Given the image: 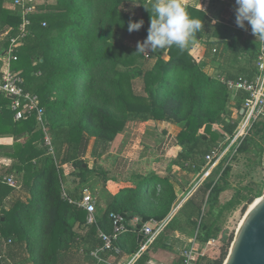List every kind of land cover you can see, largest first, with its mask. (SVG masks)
Instances as JSON below:
<instances>
[{
	"label": "trees",
	"instance_id": "16d2710c",
	"mask_svg": "<svg viewBox=\"0 0 264 264\" xmlns=\"http://www.w3.org/2000/svg\"><path fill=\"white\" fill-rule=\"evenodd\" d=\"M11 1L0 0V28L6 32L4 44L7 49L22 23L18 11L8 8ZM54 1L39 6L38 12L31 17L30 34L19 48L11 70L24 78L26 91L40 97L45 110V126L55 133L56 159L46 146V133L38 129L36 118L16 121L10 108L11 100L0 96V135L32 134L24 144L15 145L13 159L17 164L5 174L7 177L14 175L20 188L12 189L3 182L4 178H0V264H60L62 249H71L84 232L82 226L88 222L86 212L63 198L58 171V167L68 161V157H60V152L65 146H71L73 139L80 138L81 141L86 135L113 140L129 122H168L182 128L177 136L181 152L170 169L177 166L201 175L208 169L206 156L217 146V141L224 139L221 149L227 147L238 126L234 116H238L247 99L244 93H231L205 72L206 63L197 62L187 49L181 50L175 45L153 53L155 63L147 67L146 55L136 54L138 48L132 44L135 38H147L152 0H98L97 6L93 4L94 0ZM98 7L106 9L108 37L101 40L91 25L93 11ZM187 12L192 18L203 19V30L195 34V39L203 40L210 19L193 7L187 8ZM140 20L144 21L141 29L130 33L129 22ZM240 40V35L233 38L232 43L209 40L206 58L218 62L227 71L231 58L247 55L244 54L246 48L239 45ZM101 43L108 49L99 47L95 50ZM107 61L113 65L112 70L102 72L103 77L110 78L105 84L107 91L94 89L95 70ZM249 62L244 75L230 73L226 79L251 78L257 72V61L250 55ZM118 66L124 69L118 70ZM103 100L105 102L99 105ZM215 128H221L222 133ZM261 131L264 132L263 122L245 139L238 154L251 153L255 146L262 155L263 147L255 141V135ZM80 166L83 169V164ZM231 171L228 165L220 180L204 186L203 190L205 195L209 193L210 210L208 219L203 218L196 224L197 239L207 243L221 236L224 243L220 256L211 264H224L233 242V237H228L221 226L224 213L242 205V211L246 212L262 194L260 191L258 196L249 197L239 191L220 207L219 197L227 190L226 178ZM134 178L135 187L124 190L116 198L112 211L108 212L104 233L112 232L111 212L139 215L142 226L151 221L163 222L176 207L178 196L169 178L156 175H136ZM23 188L31 189L33 198L38 194L40 198L26 204L17 197L7 212L4 201ZM147 240L140 245L137 238L133 240L132 258L138 255ZM120 242L122 253L125 247ZM102 245L103 241L91 250L90 255ZM148 259L149 256L144 254L136 264H145Z\"/></svg>",
	"mask_w": 264,
	"mask_h": 264
},
{
	"label": "crops",
	"instance_id": "0c3cea01",
	"mask_svg": "<svg viewBox=\"0 0 264 264\" xmlns=\"http://www.w3.org/2000/svg\"><path fill=\"white\" fill-rule=\"evenodd\" d=\"M12 1L9 2L8 8L16 11ZM180 2L186 10L193 7L204 12L210 19L203 40L195 39L196 42L185 49L195 57L197 62L206 63L204 70L212 78L220 81L226 79L230 73L235 76L244 75L249 68V56L251 55L254 60H258L264 42L256 40L251 27L248 28L247 22H245L244 29L237 26L235 0H180ZM213 20L217 21L214 25L212 24ZM5 35L6 32L1 27L0 79L2 73L7 69V66L1 60L7 50L4 44ZM239 35L241 36L239 45L241 48H246L244 54L248 56L231 58L228 62L230 64L228 72L226 69L221 68L218 62L206 58L205 52L209 40L232 43L233 38ZM4 59L6 58L4 57ZM41 128L38 125V129ZM181 130L180 126L163 121L129 122L124 131L113 140H102L84 135L81 141L80 138H75L71 146L67 145L62 149L60 157H68V161L58 167L62 181V196L66 194L71 199L78 200L82 196V192L89 189L96 200V211L93 216L95 223L89 224L86 222L82 226L84 232L75 240L72 248L62 249L60 264H98L92 254L90 255V252L94 247L102 244L100 235L105 232L108 212L112 211L116 198L124 190L135 187L136 180L134 177L136 175L144 177L156 175L160 178H169L178 196L176 207L160 223L159 227L155 226L156 229L154 227L155 234L152 244L138 257L135 256L134 258L130 254L133 240L137 238L138 245H140L148 237L139 234L143 226H140L142 217L127 213L126 217L129 224L137 230V233L123 236L120 243L122 247H125V250L120 255L105 253L106 262H102V264H136L144 254L149 256L145 264H183L186 249L193 247L196 254L199 248L212 246L211 242L204 243L197 239L196 224H199L198 217L201 218L202 215L203 218L208 219L207 214L210 210L208 206L209 193L206 195L203 193L204 186L212 182L217 183L216 176L222 174L224 169H222V163L216 165L212 170L208 165V169L201 175L189 173L177 166L170 169L172 162L181 152L177 139ZM45 133L46 137H49L53 142V154L51 156L56 159V151L54 150V147H56L55 133L49 130ZM31 135L28 132L19 135H0V178L7 177L5 174L8 169L17 164L13 159L15 145L18 143L24 144ZM222 146L219 145V147ZM81 164H83V169L80 166ZM230 191L231 187L228 185L227 190L220 194V207L236 196L237 192L227 203L222 204V196ZM17 197L24 203L29 204L37 197L40 198V194L33 198L31 189H21L4 201V208L7 212L12 209L13 202ZM236 211L233 210L231 213ZM226 212L224 213L222 225L226 220ZM86 216L88 221L87 212ZM94 230H96L95 234L93 233ZM223 231L229 237L228 231L226 229H223ZM140 236H144V238L140 240Z\"/></svg>",
	"mask_w": 264,
	"mask_h": 264
},
{
	"label": "built area",
	"instance_id": "2783aa9c",
	"mask_svg": "<svg viewBox=\"0 0 264 264\" xmlns=\"http://www.w3.org/2000/svg\"><path fill=\"white\" fill-rule=\"evenodd\" d=\"M13 6L18 11L22 23L18 35L11 39L10 45L4 54L6 59L4 57L1 59L2 63L7 66V69L2 73L0 79V96L7 98V96L11 95L14 97L11 100L10 107L17 121L35 117L38 125L42 127L41 129L47 131L44 122L45 110L41 106L40 97L37 94L26 91L24 78L11 70L12 62L17 59L19 48L24 44L26 37L30 34L31 17L38 12V5L34 0H13ZM44 26L46 25L44 24ZM248 28H250V25H248ZM146 58L149 59L150 55L146 54ZM220 82L233 94H246L247 99L238 113V126L234 135L229 139L227 147L223 150L221 149L222 147L213 149L206 156L207 164L211 170L223 161V164L226 165L225 159L229 155L232 156L238 153V149L245 139L252 134L255 127L262 122L264 123V44L262 45L261 55L257 60V72L251 78H241L239 80L221 79ZM45 143L50 153L53 154L52 141L49 137H45ZM230 161L231 159L228 160L226 167L230 164ZM3 182L12 189L20 188V183L14 175L5 177ZM63 198L71 205L85 210L88 214L89 224L95 223L93 216L96 211V200L89 189H85L78 200L71 199L66 194L63 195ZM109 220L112 223V232L110 234L101 233L100 236L103 245L92 253V257L98 263L106 262L104 258L105 253L120 255L121 248L119 242L121 237L126 234L137 233V230L130 226L128 218L121 213L111 212L109 214ZM155 226L159 227L160 223L151 221L144 224L140 229L139 234L148 237V240L137 257L152 244L155 234L153 229ZM194 254L195 249L193 247L186 249L184 251L183 264H193Z\"/></svg>",
	"mask_w": 264,
	"mask_h": 264
},
{
	"label": "rangeland",
	"instance_id": "374dc122",
	"mask_svg": "<svg viewBox=\"0 0 264 264\" xmlns=\"http://www.w3.org/2000/svg\"><path fill=\"white\" fill-rule=\"evenodd\" d=\"M34 1H36L38 7L41 5H48L55 3L54 0H34ZM93 4L97 6L98 0H94ZM105 10L106 9L104 7H98L97 9H95L93 11V19L91 22L92 28L94 29L96 36L100 40L106 39L108 37L106 18L104 17ZM144 41L145 39L142 40L135 38L133 40L132 45L133 47H137L139 43H143ZM99 47L102 48L103 50L108 49V47L104 46L102 43L97 45V47H95L94 49L97 50ZM148 54L153 56H151L149 59L144 57V62L146 63L147 67H151L155 63L154 54L150 50L148 51ZM145 55L146 54H144V56ZM104 69L112 70L113 65L109 61H107L102 67L97 68L95 70L94 79L92 81L94 89H98V90L102 89L104 91H107L105 84H107V81L110 78L102 76V72ZM117 69L123 70L124 68L122 66H118ZM104 102H105L104 100L102 102H99V105L103 104ZM234 117L236 120H238L237 114H235ZM46 129L48 130V128ZM220 129L221 128L219 129L215 128V130L221 134L222 130ZM263 137H264L263 131L255 135V141L259 144L261 143L263 147L262 155L259 154L257 147L253 146L251 153L248 154L235 153L232 156L229 155L225 159L226 165L228 163V160L231 159L229 166L231 167L232 171L230 173V176L226 178L227 183L231 187V191L222 196V200H221L222 204L227 203V201H229L235 195V193L239 191L249 197L252 195L258 196V193L262 191L261 196L258 197L257 199L264 196V138ZM223 143H224V139L220 138L217 141V147H214L213 149L220 148L219 145L222 146ZM223 162L221 164L222 169H225L226 165L223 164ZM220 178H221V174L216 176L217 180H220ZM249 207L250 205L248 206V209ZM242 209H243V205L240 206L236 212L231 213V211H227L225 214L226 220L222 225V227L223 229H226L228 231L229 237L230 236L233 237V241L237 233V230L240 226V223L247 212V211L243 212ZM203 217H204L203 215L201 216V218L198 217L200 222L202 221ZM209 242H211L212 246L202 247L198 249L197 253L194 256L195 257L194 264H211L215 259H217L220 256L221 249L224 247V243L221 240V236L218 239H215L213 242L212 241ZM231 245H229V250L231 248Z\"/></svg>",
	"mask_w": 264,
	"mask_h": 264
},
{
	"label": "clouds",
	"instance_id": "9594fccd",
	"mask_svg": "<svg viewBox=\"0 0 264 264\" xmlns=\"http://www.w3.org/2000/svg\"><path fill=\"white\" fill-rule=\"evenodd\" d=\"M235 4L237 26L244 29L247 22L256 40L264 42V0H235ZM143 23L130 21L128 31H139ZM216 23L212 21L213 25ZM203 28V19L190 17L180 0H152L148 35L137 45L136 54H148L149 50L155 53L173 45L184 50L196 42L195 34Z\"/></svg>",
	"mask_w": 264,
	"mask_h": 264
},
{
	"label": "water",
	"instance_id": "95a60500",
	"mask_svg": "<svg viewBox=\"0 0 264 264\" xmlns=\"http://www.w3.org/2000/svg\"><path fill=\"white\" fill-rule=\"evenodd\" d=\"M9 100L14 97L7 96ZM247 210L224 264H264V196ZM144 236H140L142 240Z\"/></svg>",
	"mask_w": 264,
	"mask_h": 264
},
{
	"label": "bare ground",
	"instance_id": "6f19581e",
	"mask_svg": "<svg viewBox=\"0 0 264 264\" xmlns=\"http://www.w3.org/2000/svg\"><path fill=\"white\" fill-rule=\"evenodd\" d=\"M252 207H253V205H250V207H249V208L251 209ZM241 222H242V221H241ZM240 225H241V223H240Z\"/></svg>",
	"mask_w": 264,
	"mask_h": 264
}]
</instances>
